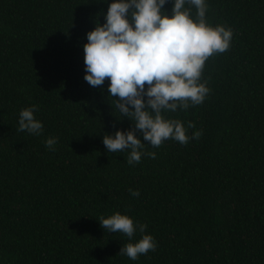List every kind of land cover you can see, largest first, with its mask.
Returning a JSON list of instances; mask_svg holds the SVG:
<instances>
[{
	"label": "trees",
	"instance_id": "trees-1",
	"mask_svg": "<svg viewBox=\"0 0 264 264\" xmlns=\"http://www.w3.org/2000/svg\"><path fill=\"white\" fill-rule=\"evenodd\" d=\"M108 3L0 0V264H264V0H205L206 23L231 28L230 48L206 61L202 104L163 114L202 135L154 148L137 132L133 165L102 144L132 127L107 78L83 79L85 35ZM33 105L39 136L17 130ZM117 212L145 232L102 229ZM145 234L155 251L119 254Z\"/></svg>",
	"mask_w": 264,
	"mask_h": 264
},
{
	"label": "clouds",
	"instance_id": "clouds-1",
	"mask_svg": "<svg viewBox=\"0 0 264 264\" xmlns=\"http://www.w3.org/2000/svg\"><path fill=\"white\" fill-rule=\"evenodd\" d=\"M169 2L170 16L163 10ZM186 5L196 9L195 19ZM206 13L205 0H112L103 13L104 23H96L86 33L83 79L89 86L98 87L107 78L108 96L118 97L115 109L132 126L131 130L103 135L102 144L108 153L127 151L128 164L139 163L145 145L137 132L154 148L169 139L185 145L200 138V131L190 137L180 120L166 119L163 114L202 104L210 91L206 82H201L205 63L230 48L231 28L210 26ZM36 111L35 105L20 111L18 131L41 135L43 124L35 118ZM188 127L194 125L189 123ZM57 142L50 137L45 146L55 151ZM148 155L155 158L154 152ZM130 194L139 196L138 191L130 190ZM98 222L102 229L119 232L130 241L137 230L144 233L147 227L119 212L101 216ZM156 247L154 238L145 234L121 247L119 254L135 261Z\"/></svg>",
	"mask_w": 264,
	"mask_h": 264
}]
</instances>
